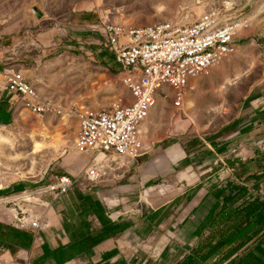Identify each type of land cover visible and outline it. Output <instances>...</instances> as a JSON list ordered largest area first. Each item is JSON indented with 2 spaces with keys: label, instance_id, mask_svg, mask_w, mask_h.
Listing matches in <instances>:
<instances>
[{
  "label": "rangeland",
  "instance_id": "1",
  "mask_svg": "<svg viewBox=\"0 0 264 264\" xmlns=\"http://www.w3.org/2000/svg\"><path fill=\"white\" fill-rule=\"evenodd\" d=\"M225 1L253 17L250 28L242 31L236 53L194 79L182 108L173 105L171 91L167 98L163 96L167 90L160 91L154 106L158 113L152 111L142 129L143 156L118 160L112 154L111 161L102 156L105 185L85 181L86 192L75 187L60 198L45 194L31 201L10 200L0 205V223L17 228L19 216L25 218L27 229L34 230L32 222L53 209L61 222L72 220L79 194L106 188L112 195L110 215L139 231V237H131L128 231L119 239V258L131 264H179L196 244V227L213 204V198L202 204V188L209 190L217 182L224 185L231 175L227 159L254 160V139L258 145L264 143L263 125L252 133L243 131L225 153L209 146L211 139L229 141L226 138L258 119L257 108L264 111V0H0V94L7 76L20 71L31 76L42 95L71 108L106 106L123 94L120 73L110 70L111 65L117 71L122 65L108 53L105 23L143 25L167 19L191 23ZM9 108L12 122L0 125V194L4 197L22 192L18 188L38 189L57 180L67 174L65 156L76 160L85 154L72 150L75 117L64 125L60 117L30 113L21 101ZM196 138L200 139L197 148L206 151L199 157L192 143ZM172 146L177 152L170 151ZM209 148L216 156L208 153ZM199 184L202 188L195 200L188 202L186 194ZM259 191L264 194V183ZM178 198L180 203H175ZM166 204L164 220L141 242L148 225L141 217ZM55 234L57 243L68 242L69 234L62 228ZM16 253V249L0 248V264H16Z\"/></svg>",
  "mask_w": 264,
  "mask_h": 264
},
{
  "label": "built area",
  "instance_id": "2",
  "mask_svg": "<svg viewBox=\"0 0 264 264\" xmlns=\"http://www.w3.org/2000/svg\"><path fill=\"white\" fill-rule=\"evenodd\" d=\"M240 10L232 1H225L207 9L191 23L169 19L143 25L105 23V45L123 66L121 80L129 91V98L121 95L109 107L101 109L80 108L76 151H96L97 164L107 154L129 160L143 156L146 143L141 127L150 116L157 95L165 87L169 88L173 105L182 108L187 92L194 88V79L209 74L212 68L237 52L241 33L250 28L253 18ZM5 91L12 105L21 101L26 110L41 118L74 114V110L39 95L20 71L7 76ZM97 166L89 167L80 178L62 175L41 188H26L11 197L1 196L0 205L10 200H36L45 194L56 198L66 196L83 178L99 180L102 174ZM17 220V228L25 229V218L17 216ZM31 226L37 230L41 222L34 221Z\"/></svg>",
  "mask_w": 264,
  "mask_h": 264
},
{
  "label": "trees",
  "instance_id": "3",
  "mask_svg": "<svg viewBox=\"0 0 264 264\" xmlns=\"http://www.w3.org/2000/svg\"><path fill=\"white\" fill-rule=\"evenodd\" d=\"M253 123L250 127H241L230 136L229 141H212V147L219 153H225L230 142L244 134L243 131H257L264 125V111L256 109ZM12 122V112L5 104L0 106V125ZM253 141V140H252ZM199 138L193 139L194 155H204L206 151L197 148ZM253 141L256 157L254 160H242L240 157L227 159L231 175L224 185L213 183L210 189H205L207 195L202 204L213 198V204L208 213L196 227L194 239L197 241L189 254L185 255L179 264H264V194L259 191L264 183V143L258 145ZM224 144V145H223ZM239 147V144H237ZM186 151H189L186 147ZM208 153L216 156L209 148ZM186 161H189L187 159ZM78 187V186H77ZM79 188V187H78ZM202 188L199 184L186 194L191 202ZM16 189L17 191L24 190ZM203 189V188H202ZM192 190H195L192 192ZM74 191V189L72 190ZM2 193V192H0ZM178 198L174 202L180 203ZM79 205L76 215L68 222L65 220L64 229L71 237L68 245L59 244L54 249L45 242L43 254L33 261V264H83V260L95 257V250L109 240L124 236L133 227L125 220L114 222L109 216L107 207L92 196L79 194ZM194 211H197L196 209ZM167 208L152 211L144 215L147 228L142 233L141 242L160 226L165 218ZM91 217H96L100 225L94 228ZM78 219L77 223H75ZM74 221V223H72ZM132 235L139 237L134 232ZM34 232L5 226L0 223V248L13 251L15 248L30 251L34 243ZM120 255L118 249L104 256V262H109Z\"/></svg>",
  "mask_w": 264,
  "mask_h": 264
},
{
  "label": "crops",
  "instance_id": "4",
  "mask_svg": "<svg viewBox=\"0 0 264 264\" xmlns=\"http://www.w3.org/2000/svg\"><path fill=\"white\" fill-rule=\"evenodd\" d=\"M104 35V34H103ZM2 50V49H1ZM108 50V53H109V55H111L113 58H111L112 60H114L115 61V63H118L116 60H115V57H114V55H113V52L112 51H110L109 49H107ZM113 64H114V62H113ZM118 64H120V63H118ZM110 70H111V72H113V73H120V75L122 76V72H123V66H121V68H120V70H115V68H114V65H111V68H110ZM23 73V72H22ZM24 74V73H23ZM25 76H26V78L28 79V81L32 84V82L30 81V78H31V76H29V74H28V76L26 75V74H24ZM121 79V78H120ZM121 84L123 85V94H119V95H117V96H115L114 98H113V100L115 99V98H117V97H119V96H124V97H126V98H129V91H128V89L126 88V86L123 84V82H122V80H121ZM33 85V84H32ZM34 86V85H33ZM35 87V86H34ZM4 90H3V92H2V94H0V106H2L3 104H5V106H6V108L9 110V105H11L12 106V104L10 103V101H11V97H9V94L5 91V87L3 88ZM35 89L38 91V89L35 87ZM169 88H167V87H165L164 88V90H168ZM170 91L171 90H168L167 91V95H163L164 96V98H167L168 96H169V94H170ZM172 92V91H171ZM38 93H39V95H41V96H43L44 98H49V99H52V100H54L58 105H60V106H62V107H64V108H67V109H72V110H74L73 112H74V114L71 116V117H68V116H57V117H60L62 120H63V123H64V125H67L68 123H69V121L72 119V118H76L77 119V132H78V116H77V112H79L78 110L80 109V108H82V107H80V106H77V107H74V108H71V107H65V106H63L60 102H58V101H56L55 99H53L52 97H46V96H44V95H42L39 91H38ZM173 94V93H172ZM159 95H161L160 93L158 94V99H159ZM113 102V101H112ZM111 102V103H112ZM110 103V104H111ZM15 104H17V102L15 103ZM110 104L109 105H106V106H102V107H91V106H88V108L90 109V108H93V109H101V108H104V107H109L110 106ZM156 105V104H155ZM154 105V106H155ZM162 105H164L163 103H162ZM83 107H87V106H83ZM164 107V106H163ZM163 107H162V109H163ZM24 108V107H23ZM26 110V109H25ZM28 111V110H27ZM153 111V113H158V111H157V108L155 107H153L152 108V110H151V112ZM31 113V112H30ZM35 115V114H34ZM150 115H151V113H150ZM36 116H38V115H36ZM48 116H55V115H47V116H45L44 118H46V117H48ZM38 117H40V116H38ZM150 117V116H149ZM148 117V118H149ZM41 118V117H40ZM147 118V119H148ZM146 119V120H147ZM144 123H146V121L144 122ZM143 123V125H142V127H141V130L143 129V127H145V125L146 124H144ZM251 127V126H250ZM77 132H76V138H77ZM145 132V131H144ZM144 133H143V130H142V135H143ZM143 137H144V135H143ZM201 139H203V141H206L204 138H201ZM215 139H211L210 140V143H209V146H212V141H214ZM75 144H76V139H75V142H74V145L72 146V150H74V151H76V146H75ZM176 149V146H172L171 148H170V151H174V152H177V150H175ZM96 155H97V152L96 151H91V152H89V153H85V154H83L82 156H80L78 159H76V160H74L73 158V156L72 155H69V156H65L64 157V161H63V168H64V171L67 173V174H64V175H68V176H71L72 178H80V176L81 175H83L84 174V172L89 168V167H91V166H94L95 164L96 165H98L97 167H98V169L100 170V172H101V174H102V176H103V174L105 173V166L104 165H101V159H100V163H98L97 164V161H96V159H95V157H96ZM115 156V155H114ZM113 157V155L112 154H107L106 156H104V158H108L110 161L112 160V159H110V158H112ZM102 158V157H101ZM115 158H117L118 160H126L127 158H122V157H115ZM127 160H129V159H127ZM124 162V161H123ZM56 181V180H55ZM85 181H89V180H87V179H82L81 180V184L78 186L79 188H80V190H82V191H84V192H86L87 190L86 189H88L89 187L85 184L86 182ZM54 182V181H53ZM90 182H93V181H90ZM95 182H97V183H99V182H102V183H104V184H102V185H105V183L106 182H103V180H102V177L99 179V180H97V181H95ZM124 185V184H123ZM203 190H204V192H202V193H205L204 194V198H205V196L207 195V191L203 188ZM107 191H108V189H106V188H101V189H98V190H96V193H94V192H92V189H90V192L89 193H84L86 196L88 195V196H92L95 200H98V201H101L106 207H107V209H109V207H110V201H111V197H112V195L110 194V193H107ZM122 191V190H121ZM124 191V190H123ZM71 192H73V191H71ZM70 192V193H71ZM69 193V194H70ZM68 194V195H69ZM95 194H97V196H95ZM2 194H0V196H1ZM67 196V195H66ZM108 196H110V197H108ZM195 200V197H194V199L191 201V203L193 202ZM167 208V210H168V206H167V204L166 205H164L162 208ZM162 208H160V209H162ZM197 208V207H196ZM196 208H194V209H196ZM108 213H109V211H108ZM61 215V214H60ZM109 216L113 219V221L114 222H119L120 220H121V218L119 219V217H118V219H115V218H113V215H110V213H109ZM93 218H95L96 220H94ZM142 218V220L144 221V216H142L141 217ZM41 220L39 221V222H41V232H38V234L36 235V233L37 232H35V230H32V229H27V228H25L26 230H29V231H32V232H34V243H33V246H32V249L30 250V251H27V250H23V249H19V248H15L16 249V251H17V253H16V255H15V262H16V264H33V261L36 259V258H38V257H40L42 254H43V250H42V246H43V244L45 243V242H47L50 246H51V248L52 249H54L55 247H57L59 244H64V245H68L69 243H71V237H70V235H68V233H67V231H66V229H64V222H65V219L63 220L62 219V222H61V217L60 216H58L57 214H56V212H55V210L53 209V210H47L46 211V213H44V214H42V216H41V218H40ZM68 220V222H70V219H67ZM91 221L94 223V228L96 229V228H98L99 227V221L97 220V218L96 217H91ZM146 221V220H145ZM97 224V225H96ZM133 225V224H132ZM60 228H62V231H65L66 233H67V235H68V242H66V243H57V241H55L54 239H55V237L57 236V234H55V231H57V230H59ZM129 235H131V234H133V232L135 233V232H137V234H138V232L139 231H137V229H136V227L133 225V227L129 230ZM44 237L47 239V241H45V239H44ZM122 236H119V237H117V238H115V239H113V240H109V241H107V242H105L104 244H102L101 246H99L96 250H95V257L93 258V259H91V260H89V259H87V260H83V264H131L130 262H128V261H124L123 259H121V258H119V256H117L116 258H113V260H111V261H109V262H104V256L106 255V254H108V253H111V252H113L114 250H116V249H118L119 251H120V253H121V248H120V245H118V243H119V239L121 238ZM51 240H54L53 241V243H51ZM55 242V243H54ZM56 244V245H55Z\"/></svg>",
  "mask_w": 264,
  "mask_h": 264
}]
</instances>
